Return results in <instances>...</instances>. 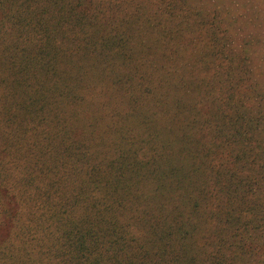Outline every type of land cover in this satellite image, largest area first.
<instances>
[{"label":"trees","instance_id":"obj_1","mask_svg":"<svg viewBox=\"0 0 264 264\" xmlns=\"http://www.w3.org/2000/svg\"><path fill=\"white\" fill-rule=\"evenodd\" d=\"M200 19L183 0H0V264L264 252V96Z\"/></svg>","mask_w":264,"mask_h":264},{"label":"rangeland","instance_id":"obj_2","mask_svg":"<svg viewBox=\"0 0 264 264\" xmlns=\"http://www.w3.org/2000/svg\"><path fill=\"white\" fill-rule=\"evenodd\" d=\"M183 1L192 21L201 18L216 30L264 96V0ZM250 264H264V252Z\"/></svg>","mask_w":264,"mask_h":264}]
</instances>
